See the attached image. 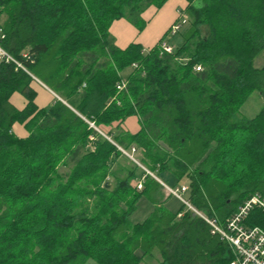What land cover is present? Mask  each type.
<instances>
[{
    "label": "trees",
    "instance_id": "trees-1",
    "mask_svg": "<svg viewBox=\"0 0 264 264\" xmlns=\"http://www.w3.org/2000/svg\"><path fill=\"white\" fill-rule=\"evenodd\" d=\"M167 1L0 0V44L24 70L0 64V264H143L154 252L157 264L234 261L183 204L130 217L162 189L140 166L171 189L187 181L186 202L219 225L264 200V109L241 115L252 94L264 101V0H184L177 33L171 24L149 50L114 44V21L142 32V13ZM32 78L60 101L39 109ZM118 148H135L138 165ZM247 225L264 229V213Z\"/></svg>",
    "mask_w": 264,
    "mask_h": 264
},
{
    "label": "crops",
    "instance_id": "crops-1",
    "mask_svg": "<svg viewBox=\"0 0 264 264\" xmlns=\"http://www.w3.org/2000/svg\"><path fill=\"white\" fill-rule=\"evenodd\" d=\"M185 6H186V2L184 0H168L159 10L153 7L148 8L141 15L142 19L146 22L145 28L143 29L142 32H138L135 27L130 25V23H128L124 19L114 21L110 27V34L113 37L114 44L118 48H121V50H124V48L127 47L128 44L138 43L143 46L144 50H149V48L153 47L158 42V40L163 36V34L167 31L170 25L174 22L179 10L181 8H184ZM257 63L259 68H261L264 64V56H260V59L257 60ZM31 88L36 93L35 104L39 109L48 107L49 105L53 104L55 100L60 101L58 96H56L53 92H51L47 87H45L42 83H40L36 79L34 80V84L31 85ZM258 97L259 99H262L259 95ZM10 104L17 111H22L26 106V101L20 95L14 94L10 98ZM137 129H138L137 123L136 120L134 119H129L124 123V132L127 134H135ZM12 131L13 134L18 139H25L27 137V133L22 125L15 124L13 126ZM165 178L167 180L169 179L168 176H165ZM156 182L160 184L162 187V189H160L159 192L157 193L158 197L156 198V201L158 203L156 204L151 203V200L145 198L153 206V209L150 210V213L147 217H145L143 220L135 224L143 223L158 208L162 210L165 209L171 213H177L179 211V209L173 210L172 207H169L167 205V202L170 201L171 198H174L168 192V189L171 187L165 185L161 180H156ZM168 182H169L168 184L171 185L174 183V180L169 179ZM184 182L185 180L181 181L177 188L182 187V184H184ZM186 188L189 189L188 185L186 186ZM188 194L189 193L187 191L185 195L188 196ZM158 257H159L158 252H154L153 257L146 258L143 264H157ZM89 264H93V263H89Z\"/></svg>",
    "mask_w": 264,
    "mask_h": 264
},
{
    "label": "built area",
    "instance_id": "built-area-1",
    "mask_svg": "<svg viewBox=\"0 0 264 264\" xmlns=\"http://www.w3.org/2000/svg\"><path fill=\"white\" fill-rule=\"evenodd\" d=\"M185 23V16L180 15L179 21L171 25L170 34L177 33ZM161 50L167 54H171L172 52V48L165 42L161 44ZM0 64H11L14 65L16 69L23 70V68L4 50L1 44ZM124 88V83L117 86L119 92ZM89 127L105 138V136H103L93 125L90 124ZM118 150L128 157L130 152H137L135 148H131L130 152H125L120 148H118ZM136 188L140 191L142 189L141 183H139ZM187 191L188 189L182 186L170 190L169 194L186 206L196 216L200 217L211 228V234L217 235L223 243L229 246L234 255V261L230 264H264V229L247 225L249 215L252 211L259 210L264 213V200L257 195L252 196L238 208L235 214L226 219L223 225H219L215 220L206 218L189 206V204L181 197V195L185 194Z\"/></svg>",
    "mask_w": 264,
    "mask_h": 264
},
{
    "label": "rangeland",
    "instance_id": "rangeland-1",
    "mask_svg": "<svg viewBox=\"0 0 264 264\" xmlns=\"http://www.w3.org/2000/svg\"><path fill=\"white\" fill-rule=\"evenodd\" d=\"M130 25H132V24L130 23ZM256 67L259 68L258 63H256ZM263 109H264V101H263V99H259L257 93H254L250 97V99L247 100L246 103L244 104V106L242 107L241 115L245 119L251 120L255 116H257V114ZM130 155H129V157L125 156V155L124 156L126 158H128L130 161H132V163H135V164L138 165L137 162L139 161V159H141V155L138 152H135V153H131L130 152ZM140 169L143 172H145L148 176H150L153 180H155V181L159 180L157 177H155L154 175L150 174L144 167L140 166ZM168 185H170V184H168ZM187 185H188V183L186 181L184 182V184H182L183 187H186ZM170 190H173V189L169 188L168 192ZM181 197L185 201L188 200V196L185 195V194L181 195ZM167 205L169 207H172L173 210H178V209H180L182 207V204L179 201H177L176 199H174V198H171L170 201L167 202ZM151 209H153V206L145 198L141 199L140 202L137 205L136 211L134 212V214L130 218L131 222H133L135 224V223L143 220L145 217H147L149 215Z\"/></svg>",
    "mask_w": 264,
    "mask_h": 264
}]
</instances>
